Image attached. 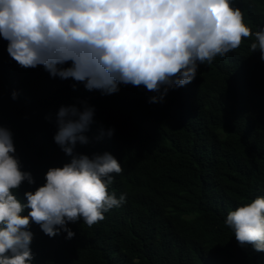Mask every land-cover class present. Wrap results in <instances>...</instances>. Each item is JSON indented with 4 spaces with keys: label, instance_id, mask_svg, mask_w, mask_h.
Masks as SVG:
<instances>
[{
    "label": "clouds",
    "instance_id": "9594fccd",
    "mask_svg": "<svg viewBox=\"0 0 264 264\" xmlns=\"http://www.w3.org/2000/svg\"><path fill=\"white\" fill-rule=\"evenodd\" d=\"M261 2L252 26L237 0H0L8 54L33 72L25 90V76L16 85L4 80L2 69L12 61L0 63V94L21 85L26 98L12 127L0 123V264H31L37 225L49 237L64 231L71 239L69 222L82 219L91 227L126 205L134 130L158 118L166 129L184 113L200 119L202 105L216 98L202 79L207 70L216 65L226 72L242 61L243 47L264 60ZM92 99L108 104L98 117L107 134L119 138H105L103 150L89 157ZM28 142L38 149L42 142L43 150L57 143L65 152L61 167L32 170L46 172L34 191L24 189L37 174L24 161ZM224 223L241 247L264 252V197L229 211Z\"/></svg>",
    "mask_w": 264,
    "mask_h": 264
},
{
    "label": "trees",
    "instance_id": "16d2710c",
    "mask_svg": "<svg viewBox=\"0 0 264 264\" xmlns=\"http://www.w3.org/2000/svg\"><path fill=\"white\" fill-rule=\"evenodd\" d=\"M237 2L245 11V23L254 26L261 0ZM7 44L0 36V63L12 61L2 69L4 80L16 85L25 76L26 90L33 72L10 57ZM239 53L242 61L226 72L215 65L204 73L202 79L216 98L202 105L200 119L190 121L184 113L166 129L158 118L134 130L137 144L126 205L105 212L104 219L91 227L82 219L69 222L75 233L71 239L64 231L49 237L37 225L30 244L31 264H264V252L250 244L241 247L224 223L229 211L264 197V60L260 53L248 54L246 47ZM18 87L0 94V123L11 127L14 116L26 107L22 86ZM81 102L78 93L75 107L81 108ZM91 102L89 157L93 150H103L105 138L113 143L119 138L109 136L104 117H98L108 112V104ZM222 127L225 132L218 130ZM27 147L22 153L31 174L38 172L33 169L44 171V165L61 167L65 152L57 143L46 150L42 142L39 149L33 142ZM75 148L79 155V142ZM40 173L35 174V184H25V191L45 183L46 172Z\"/></svg>",
    "mask_w": 264,
    "mask_h": 264
}]
</instances>
